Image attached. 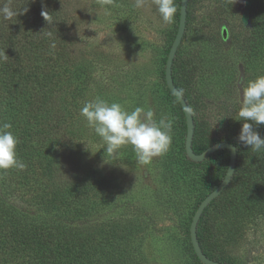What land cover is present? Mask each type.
Listing matches in <instances>:
<instances>
[{
  "label": "trees",
  "instance_id": "16d2710c",
  "mask_svg": "<svg viewBox=\"0 0 264 264\" xmlns=\"http://www.w3.org/2000/svg\"><path fill=\"white\" fill-rule=\"evenodd\" d=\"M72 1L0 0V8L8 4L18 13L8 20L0 15V121L12 124L11 131L20 140L18 157L27 165L23 171L0 172V264L139 263L132 257L128 241L131 233L120 220L110 229L109 222H105L110 218L109 212L98 208L110 204L106 196L109 180L93 166L80 164L87 155L80 142L82 137H90L91 131L89 128L82 135L78 129L76 93L80 86L86 90L92 77L88 72L91 65L81 63L74 54L68 12ZM237 2L220 0L222 8L234 16L238 13ZM181 3L179 0L177 6L179 22ZM43 12L48 13L49 22ZM245 13V18H236L241 28L235 27V22L229 30L221 26L227 28V38L219 32L222 43L229 45L231 38V49L222 52L212 68L203 70L200 76L207 73L209 79L213 72L229 70L235 73L234 79L225 78L219 90L201 93L198 82L191 79L200 70L194 62L178 63L177 55L173 67L174 83L193 112L195 153L202 154L218 142H230L238 149L236 173L230 186L205 210L198 226L204 253L221 264L235 261L225 257L217 245V236L223 231L219 220L224 223L233 214L244 212L264 216V151L254 152L239 143L244 121L236 120L242 106L241 93L249 80L245 76V81L237 83L236 74L243 73L237 63L253 80L264 76V0L246 1ZM175 37L171 38L168 55ZM53 40L57 45L54 50L50 49ZM253 55H258L255 74L250 69ZM167 92L178 111L179 121L173 128L183 140L184 162L198 168L213 162L211 169L203 170L196 178L205 193L194 207L186 230L190 236L198 207L227 174L230 153L221 150L201 163L190 160L186 153L185 114L168 87ZM220 128L224 129L225 138L215 140L208 136L215 137ZM255 130L264 138V125ZM239 229L228 233L239 237ZM189 238L194 258L202 264Z\"/></svg>",
  "mask_w": 264,
  "mask_h": 264
},
{
  "label": "rangeland",
  "instance_id": "374dc122",
  "mask_svg": "<svg viewBox=\"0 0 264 264\" xmlns=\"http://www.w3.org/2000/svg\"><path fill=\"white\" fill-rule=\"evenodd\" d=\"M178 1L175 0L177 6ZM246 1L238 0V13L234 16L222 8L220 0H189V20L177 59L178 63L194 62L200 68L191 78L198 82L199 92L219 90L225 78L234 79L235 73L229 70H220L219 75L213 72L209 79L207 73L200 76L203 70L212 68L222 52L230 51L231 38L229 45H224L219 32L229 30L234 22L235 27H242L236 18H245ZM134 4L135 0H73L69 8L74 54L81 63L91 65L90 84L86 90L80 86L76 93L78 129L82 135L89 127L80 109L97 96L121 103L129 111L137 106L151 108L157 120L167 115L174 124L179 121L164 74L171 38L179 27L177 14L172 25H164L152 0H145L143 8ZM253 58L250 69L255 74L258 55ZM238 66L243 73L236 74L237 83L245 81V76L248 81L253 80L239 62ZM90 131V137L84 136L80 142L81 150L87 152L80 164L93 166L109 180L106 196L110 204L98 208L109 212L110 218L105 222H109L110 229L120 220L131 233L128 241L132 257L138 264H198L186 230L194 207L205 193L196 178L203 170L211 169L213 162L203 168L184 162L183 140L174 128L168 152L148 165L137 164L130 145L122 147L116 158L105 157L102 139L93 129ZM217 132V137L208 136L215 140L225 138L224 129ZM219 224L223 231L217 236V245L225 257L232 258L235 264H264V216L236 213L224 223L219 220ZM238 229L239 237L233 234Z\"/></svg>",
  "mask_w": 264,
  "mask_h": 264
},
{
  "label": "clouds",
  "instance_id": "9594fccd",
  "mask_svg": "<svg viewBox=\"0 0 264 264\" xmlns=\"http://www.w3.org/2000/svg\"><path fill=\"white\" fill-rule=\"evenodd\" d=\"M164 25H172L177 14L175 0H152ZM145 0H135L136 8H143ZM46 14L42 15L48 21ZM4 19H12L18 13L5 4L0 8ZM49 22V21H48ZM51 36V32L48 33ZM56 42L50 43V49L56 48ZM80 115L86 120L87 127L93 129L105 147L106 155L116 158L119 150L130 145L139 165H148L156 157L164 156L172 143L174 120L167 115L155 118L153 109L137 106L129 111L118 102H109L97 96L87 101L80 109ZM237 121H244L238 141L254 152L264 151V138L255 129L264 125V76L248 81L242 90V106ZM10 122L0 121V172L10 169L23 171L27 165L18 157L20 143ZM104 157V159H105ZM106 162V159H105Z\"/></svg>",
  "mask_w": 264,
  "mask_h": 264
},
{
  "label": "water",
  "instance_id": "95a60500",
  "mask_svg": "<svg viewBox=\"0 0 264 264\" xmlns=\"http://www.w3.org/2000/svg\"><path fill=\"white\" fill-rule=\"evenodd\" d=\"M188 5H189V0H182L179 28L168 55L166 70H165V79H166L167 87L179 100L186 117V123H187L186 153L188 158L193 162L201 163L207 160L213 154L221 150H228L230 153V162L225 178L223 179L221 184L216 188V190L210 193L200 204L193 217L190 227L192 246L200 262L202 264H221L220 262L211 260L204 253L198 238V226L205 210L212 204L213 201H215L223 194V192L226 190L228 186H230L234 178V175L236 173L237 161H238V149L234 144L230 142H218L216 144H213L202 154H196L193 149V140L195 135V120H194L193 112L191 110V107L189 106V103L185 99L184 95L181 93L180 90L177 89L173 78L174 61L176 59L178 50L183 42L186 33L187 19H188ZM224 38H227V31H224Z\"/></svg>",
  "mask_w": 264,
  "mask_h": 264
}]
</instances>
